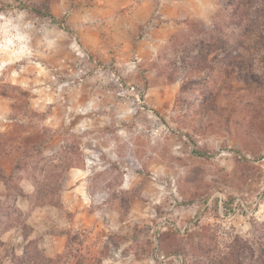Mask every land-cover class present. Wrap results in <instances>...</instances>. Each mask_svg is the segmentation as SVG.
<instances>
[{
  "label": "rangeland",
  "instance_id": "374dc122",
  "mask_svg": "<svg viewBox=\"0 0 264 264\" xmlns=\"http://www.w3.org/2000/svg\"><path fill=\"white\" fill-rule=\"evenodd\" d=\"M216 2L154 47L0 0V264H264V0Z\"/></svg>",
  "mask_w": 264,
  "mask_h": 264
},
{
  "label": "crops",
  "instance_id": "0c3cea01",
  "mask_svg": "<svg viewBox=\"0 0 264 264\" xmlns=\"http://www.w3.org/2000/svg\"><path fill=\"white\" fill-rule=\"evenodd\" d=\"M82 23L108 26L125 42L133 43L141 35L140 43L154 47L182 30L188 21L208 22L217 10L216 0H82ZM90 5L86 9L87 4ZM78 187V186H77ZM73 189L72 191H74Z\"/></svg>",
  "mask_w": 264,
  "mask_h": 264
},
{
  "label": "trees",
  "instance_id": "16d2710c",
  "mask_svg": "<svg viewBox=\"0 0 264 264\" xmlns=\"http://www.w3.org/2000/svg\"><path fill=\"white\" fill-rule=\"evenodd\" d=\"M196 153L199 154V155H205L204 153L197 152V151H196ZM0 179H1V178H0Z\"/></svg>",
  "mask_w": 264,
  "mask_h": 264
}]
</instances>
